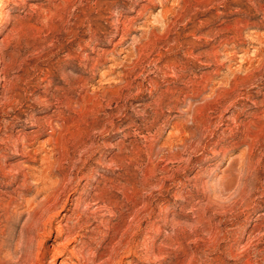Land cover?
Returning a JSON list of instances; mask_svg holds the SVG:
<instances>
[{"label": "rangeland", "instance_id": "obj_1", "mask_svg": "<svg viewBox=\"0 0 264 264\" xmlns=\"http://www.w3.org/2000/svg\"><path fill=\"white\" fill-rule=\"evenodd\" d=\"M47 193L69 264H264V0H0V264Z\"/></svg>", "mask_w": 264, "mask_h": 264}, {"label": "bare ground", "instance_id": "obj_2", "mask_svg": "<svg viewBox=\"0 0 264 264\" xmlns=\"http://www.w3.org/2000/svg\"><path fill=\"white\" fill-rule=\"evenodd\" d=\"M151 2V1H150ZM146 6V5H145ZM170 11V10H169ZM242 21V20H241ZM240 21V22H241ZM242 24V23H240ZM248 24V23H247ZM239 25V24H238ZM245 25V24H244ZM247 26V25H245ZM238 30V29H237ZM241 32V30H240ZM243 33V32H242ZM218 38V37H217ZM222 40V38H221ZM240 41V40H239ZM224 48V47H223ZM230 51V50H229ZM215 53V52H214ZM248 53V52H247ZM244 54V53H243ZM235 55V54H234ZM51 139V138H50ZM53 140V139H52ZM48 151V150H47ZM29 156V155H28ZM34 159V158H33ZM46 165V163H45ZM65 178V177H64ZM59 181V180H58ZM60 184V183H59ZM58 184V185H59ZM57 186V185H56ZM58 191V190H57ZM105 193H97V196L95 195V204L99 205V203L103 202V205H107L106 201H105ZM123 194V193H122ZM128 194V193H127ZM143 194V193H142ZM61 195L62 193H47V195H45L43 201L39 204L40 210H39V215L37 216V227L40 228V230L42 231V234L48 235L52 234L54 230H56V238L57 239H63V241L61 242H56L54 247V257L57 258V256H61L63 254H66L65 259H62L61 264H69V261L72 258V256H75L76 253L78 252L75 248L69 249L70 244L77 238H78V233L79 230L75 231L74 226L72 227L71 225H57L56 227H54V222L56 219V216L61 214V212L63 211L64 208H66L67 204L69 203L70 200H74L75 201V209L77 208V210L74 212V214L76 215V224H81L82 222H84V224L86 223V221H88V217L84 216L81 212H79V208L82 204V202H84V197L83 193H80V195H78V197L74 198L73 193H67L66 198L65 199H61ZM108 195V193H107ZM86 196V195H85ZM128 196V195H127ZM107 197V196H106ZM109 199V197H107ZM143 198V195H142ZM145 198V197H144ZM143 198V199H144ZM129 199V198H128ZM110 200V199H109ZM73 201V202H74ZM93 202V200H92ZM109 202V201H108ZM111 202V201H110ZM15 204H13V200H5L3 198H0V210L2 211V215L5 216L6 220H10L13 217V212H12V208ZM143 205V204H142ZM93 206V205H92ZM102 205L100 204L98 207H101ZM141 206V205H140ZM17 210V209H16ZM86 210V209H85ZM94 210V209H93ZM136 211V210H135ZM18 212V210L16 211ZM111 212V211H110ZM141 212V211H140ZM138 213V212H137ZM37 214V213H36ZM73 215V214H72ZM2 216V217H3ZM64 218L67 217L66 214L63 215ZM1 217V218H2ZM70 217V216H69ZM68 217V218H69ZM72 217V216H71ZM13 219V218H12ZM74 219V220H75ZM94 219V218H93ZM69 220V219H68ZM67 220V221H68ZM8 223V222H7ZM74 224V223H73ZM7 225V224H6ZM75 225V224H74ZM77 226V227H78ZM9 227V226H8ZM86 228V227H85ZM81 229V228H80ZM141 231V230H140ZM40 232V231H39ZM41 233V232H40ZM42 236V235H41ZM255 237V236H254ZM237 238V237H236ZM56 239V240H57ZM254 239V238H252ZM248 242V241H247ZM247 246V245H246ZM123 250V249H122ZM130 250V249H129ZM246 251V250H245ZM149 253V252H148ZM78 255V254H77ZM84 255V254H83ZM31 256V255H30ZM80 255H78L77 257H79ZM29 257V256H28ZM54 258V259H55ZM153 258V257H152ZM80 259V257H79ZM116 260V259H115ZM146 261V260H145ZM148 261V260H147ZM107 262V261H106ZM120 262V261H119ZM81 263V262H80ZM251 264V263H250Z\"/></svg>", "mask_w": 264, "mask_h": 264}]
</instances>
